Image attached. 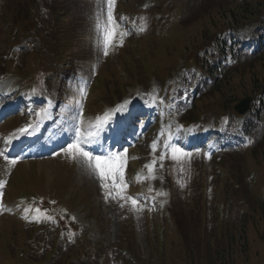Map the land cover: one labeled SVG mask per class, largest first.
<instances>
[{"label": "rangeland", "instance_id": "1", "mask_svg": "<svg viewBox=\"0 0 264 264\" xmlns=\"http://www.w3.org/2000/svg\"><path fill=\"white\" fill-rule=\"evenodd\" d=\"M71 1V6L67 1L59 5L60 11L64 13L59 34L63 43V57L60 61L68 71L55 69V74L42 77L34 88L38 94L47 93L45 98L54 99V103L47 100L43 104L32 103L30 107L31 99L27 101L22 98L21 104L26 107L24 111L19 110L24 116L17 114L8 118L0 117V148L6 149L2 145L6 144L3 138L8 135L7 130L11 132L18 125L15 120L26 119L25 121L31 123L36 121V124V111L40 109L44 114L51 106L55 110V122L50 126L62 118V112H66L64 122L70 124V138L75 143L77 128L79 132L81 129L90 131L97 123V119L78 123L83 107L93 111L97 109L95 106L99 105V111L103 109L108 113L113 110L110 108L115 100V93L119 99L121 94L126 93L119 106L129 104L128 113L131 115H126L128 110L124 113L127 118L134 120L123 124L124 127L131 125V129L127 130L132 134L127 136L126 146L119 152L118 148H113L107 156L88 147L85 149L94 156L106 158L110 153H114L123 158L121 163L113 157L122 167L114 177L102 180L95 169L94 161L90 163L78 153L73 158V154L67 150L71 144L68 143L46 154V149H43V154L39 157L21 163L11 164L9 159L5 160L0 156V166H3L0 173H5L0 175L1 188L4 187L7 171L19 166L13 171V177L20 172L16 180H8L10 183L15 181L16 190L24 195L26 200L31 202L32 199L37 200L38 196H47L53 191L62 193V201L72 205L76 220L89 228L93 241L103 244L106 249L115 245L114 248L108 249V252L113 251L108 255L110 261L119 253L123 255V249L127 245L130 253L125 259V264H155L153 261H157V251L160 250L162 240L166 239L163 254L166 264H193V257L204 264L202 260L206 255L208 264H220L215 253L223 249L227 256L224 264H264V223L256 207H248L244 202L248 199L242 195L243 192L232 188L233 185L225 178L228 174L226 168L235 169V173L242 172L241 178L245 181V187L250 190V194H247L250 201L252 198L264 199V165H258L257 161V167L253 168L250 156L240 157L243 160L237 163L239 154L236 155L233 151H227L229 159H222L224 154L216 148L214 153L204 154V147L197 145L200 142L186 138L176 142L178 137L174 134L175 126L171 132L172 119L167 120L170 113L165 105L166 102L169 104L171 99H165L163 104L159 103L156 112L152 114V104L161 97L156 91V79L149 84V87L153 86L152 96L149 101L144 102L143 90H147L145 79L155 75L154 61L148 62L149 74H146V67L144 74L143 71L135 73L128 65L129 59L133 57L135 62L138 61L137 70L140 69L137 54H133L137 49L131 45L134 41L127 44L125 39H122V27L128 29V26L121 22L117 13L115 14V1L111 5V12L118 35L107 48L102 26L109 23V0ZM135 10L132 6L129 9L133 19L138 17ZM191 28L183 34L185 40L187 35H191ZM130 38L131 36L128 39ZM191 39H188L190 46ZM166 52L170 54L167 48ZM177 62L179 70L184 63L180 58ZM132 74L133 79L127 83ZM12 80L16 81L15 78L0 81V88L3 87L2 91L7 92L8 96L14 87ZM81 83H84L83 93L78 99L74 97L72 90L80 88ZM137 83L138 85H134ZM126 86H129L128 89ZM29 97L41 102L37 95L30 94ZM11 103H14V109L18 107V99ZM100 104L105 106L102 108ZM135 104L146 109L150 116L145 119L140 115L135 117V111L140 109L131 111ZM38 116L43 117L41 113ZM93 116L94 114H91V117ZM69 117L73 119L68 120ZM118 119L116 112L114 125ZM89 123L91 125L84 128L81 126ZM123 125H118L117 129ZM50 131L47 137L51 139L55 136H51ZM8 137L12 139L14 136L9 134ZM173 145L191 153V156L173 159ZM81 147L84 148L82 145ZM259 148L260 145L257 146V152H264V144ZM57 151H60L61 156L54 155ZM146 166H151V171ZM245 166L248 167L249 173L243 171ZM21 167L30 168L29 175L25 174ZM235 173L229 177L236 178ZM113 180L119 187L113 185ZM105 184L108 185L107 188L104 187ZM125 184L127 187L122 192L124 199H121L116 193L120 192ZM109 192L112 195H107ZM127 197L137 201L135 209ZM82 199L83 202H80ZM167 203H170V208L166 206ZM174 223L175 227H171ZM61 229H56L60 235ZM229 234H232L231 239L227 237ZM157 242L161 244L158 245ZM173 247L179 252L176 253L174 249L172 253ZM175 256L178 258H174ZM12 260L13 258L6 256L4 251H0V264H10ZM102 264H106L105 261Z\"/></svg>", "mask_w": 264, "mask_h": 264}, {"label": "trees", "instance_id": "2", "mask_svg": "<svg viewBox=\"0 0 264 264\" xmlns=\"http://www.w3.org/2000/svg\"><path fill=\"white\" fill-rule=\"evenodd\" d=\"M64 1L72 5L71 0H0V77L20 76L27 83H37L41 81V74H55V64L63 57L59 34L64 13L59 5ZM142 2H122L126 5L123 17L130 14L131 6L138 14L132 20L137 33L131 40L137 49L133 54L141 58L137 73L153 60L155 75L145 80L150 82L155 77L164 87L173 80L171 72L176 71L177 60H183L184 67L176 73L181 81L173 94L179 106L181 99L191 105L189 115L181 120L182 129H200L214 122L215 130L247 143L240 157L250 156L253 168L257 167V161L258 165H264V152H257V146L261 149L264 144V0H151L152 7L141 13L135 4ZM190 27L192 33L185 40L183 34ZM190 38L192 46L188 43ZM25 43L28 50H23ZM3 62L7 68L2 67ZM195 69L201 72L198 78ZM149 73L148 70L146 74ZM245 98L252 99L251 111L242 118L243 125L239 128L241 117L234 108ZM257 154L260 156L256 157ZM240 157L237 163L243 160ZM227 169L229 175L236 172L233 168ZM243 171L248 173V167ZM235 176L229 177V181L236 186L234 189L243 192L248 207H256L264 223V199L250 201L247 195L250 190L245 187L242 172ZM61 195L53 191L43 197L35 211L39 209L37 213L46 222L65 226L71 234L69 239L73 240L74 235L80 240L86 239L84 229L76 224L71 226L73 208L62 201ZM60 254L55 249L50 253L53 258ZM95 255L96 250L91 246L86 251L72 250L61 257L59 264H95L92 263ZM215 255L224 264L227 257L224 249Z\"/></svg>", "mask_w": 264, "mask_h": 264}, {"label": "snow or ice", "instance_id": "3", "mask_svg": "<svg viewBox=\"0 0 264 264\" xmlns=\"http://www.w3.org/2000/svg\"><path fill=\"white\" fill-rule=\"evenodd\" d=\"M113 2H114V0H109V12H108V22L109 23H108V25L102 26V32H103V37H104L106 48L115 39V37L118 35V33L116 32L115 25L113 24V17H112V12H111V5ZM121 43H122V41H121ZM105 54H107L106 51H105ZM125 108H126L125 105H120L114 110V112H123V111H125ZM114 112L105 113L102 118H98L96 130L95 131H89L87 133V136L83 139V143L85 145L93 144L96 141V139L98 138L99 128L102 127L105 123H107L109 121L111 116L114 115ZM20 131L21 132H27V129H21ZM76 131H77V140L75 143L70 144L68 146V149H67L69 152H71L73 154V158H75V155L78 153L82 157L86 158L90 163L94 161L95 169L98 171L99 176L102 180H107L110 177H114L115 173L118 172L120 170V168L122 167V164H117L115 162V160L113 159V157H115L116 159H119V157L116 156V154H114V153H110L107 158L102 157V156L92 155L91 152L86 151L83 147H81L79 129L77 128ZM7 143H11V140H8ZM153 147H155V144L153 145ZM166 147H168V146L166 145ZM171 151L173 154V159H179L180 157H190L191 156V153L185 152L182 148H177L174 145L171 146ZM0 156H4L5 160L9 159V157L7 155H5L3 150H0ZM10 163L15 164L16 160L12 159L10 161ZM146 167H149V169L151 171V166H146ZM113 185L119 187V185L116 184L115 180H113ZM0 187H2V185H0ZM104 187L107 188L108 185L105 184ZM126 187H127L126 184L123 185V187L121 188V191L116 193V195L119 198L124 199L122 192ZM0 195H2V193H0ZM107 195H112V193L109 192V193H107ZM160 195H164V193H160ZM127 199L131 201V203L135 209V207L137 205V201L135 199H133L132 197H127ZM37 212H39V209H37Z\"/></svg>", "mask_w": 264, "mask_h": 264}, {"label": "bare ground", "instance_id": "4", "mask_svg": "<svg viewBox=\"0 0 264 264\" xmlns=\"http://www.w3.org/2000/svg\"><path fill=\"white\" fill-rule=\"evenodd\" d=\"M81 77V76H80ZM83 86H84V83H81L80 84V88H76V89H73L72 90V93L74 95V97L76 98H80V96L82 95L83 93ZM53 107L51 106L48 110H46L44 112V115H43V118L40 120V123L39 125L35 126L33 131L31 132V139L32 141L35 142L34 138L37 136V135H41V136H45V132L48 133L50 131V125L55 121V117L53 115ZM62 118L58 121V125L57 126H60L63 122H64V119H66V112H62ZM73 119L72 117H69L68 120H71ZM108 124V123H107ZM70 124H68V126L66 127L65 129V134L67 135L71 126H69ZM93 130V129H92ZM52 131V130H51ZM87 133L88 131H85L84 129H82L80 131V137L81 138H85L87 136ZM24 138V136L21 137V139ZM42 140V139H41ZM21 141V140H19ZM34 142H31L30 143V148H27L23 153V157H29V156H32L36 150V145L33 146L35 143ZM82 179V178H81ZM80 180V179H79ZM82 181V180H81Z\"/></svg>", "mask_w": 264, "mask_h": 264}, {"label": "water", "instance_id": "5", "mask_svg": "<svg viewBox=\"0 0 264 264\" xmlns=\"http://www.w3.org/2000/svg\"><path fill=\"white\" fill-rule=\"evenodd\" d=\"M235 109L240 115H245L250 109V100L242 101Z\"/></svg>", "mask_w": 264, "mask_h": 264}]
</instances>
